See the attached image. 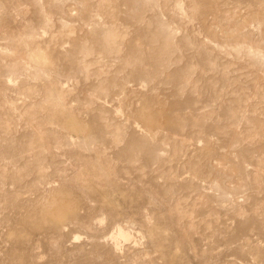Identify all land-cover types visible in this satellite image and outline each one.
Here are the masks:
<instances>
[{
	"label": "rangeland",
	"instance_id": "1",
	"mask_svg": "<svg viewBox=\"0 0 264 264\" xmlns=\"http://www.w3.org/2000/svg\"><path fill=\"white\" fill-rule=\"evenodd\" d=\"M0 264H264V0H0Z\"/></svg>",
	"mask_w": 264,
	"mask_h": 264
},
{
	"label": "bare ground",
	"instance_id": "2",
	"mask_svg": "<svg viewBox=\"0 0 264 264\" xmlns=\"http://www.w3.org/2000/svg\"><path fill=\"white\" fill-rule=\"evenodd\" d=\"M130 239H131L130 238V234H128L125 231H123V230L120 229V230H118L117 234L114 237L115 245L118 248L120 246L119 244L122 241H129Z\"/></svg>",
	"mask_w": 264,
	"mask_h": 264
}]
</instances>
